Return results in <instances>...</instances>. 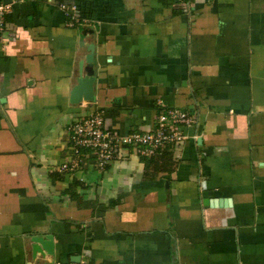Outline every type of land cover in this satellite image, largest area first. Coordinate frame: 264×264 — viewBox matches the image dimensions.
<instances>
[{
	"label": "crops",
	"instance_id": "obj_1",
	"mask_svg": "<svg viewBox=\"0 0 264 264\" xmlns=\"http://www.w3.org/2000/svg\"><path fill=\"white\" fill-rule=\"evenodd\" d=\"M0 5V264H264V0ZM175 109L171 174L129 151L58 172L73 122L145 132Z\"/></svg>",
	"mask_w": 264,
	"mask_h": 264
},
{
	"label": "built area",
	"instance_id": "obj_2",
	"mask_svg": "<svg viewBox=\"0 0 264 264\" xmlns=\"http://www.w3.org/2000/svg\"><path fill=\"white\" fill-rule=\"evenodd\" d=\"M182 6H188L192 0H173ZM68 25L80 24L75 8L62 7ZM8 7L0 5V36L6 31L5 14ZM193 123L191 117L179 110H163L154 122L150 131H135L116 134L104 129L101 113L75 121L67 127V153L64 161L58 167L61 174L73 173L79 170L89 160L94 161L97 169L122 158L126 152H132L139 159L147 160L163 149L177 148L183 145L189 137L183 129ZM197 141L196 136L190 137ZM67 264H83L69 262Z\"/></svg>",
	"mask_w": 264,
	"mask_h": 264
},
{
	"label": "trees",
	"instance_id": "obj_3",
	"mask_svg": "<svg viewBox=\"0 0 264 264\" xmlns=\"http://www.w3.org/2000/svg\"><path fill=\"white\" fill-rule=\"evenodd\" d=\"M175 168L176 162L173 160L172 152L169 149L159 150L153 157L145 160L144 177L155 180L160 176L171 174Z\"/></svg>",
	"mask_w": 264,
	"mask_h": 264
},
{
	"label": "water",
	"instance_id": "obj_4",
	"mask_svg": "<svg viewBox=\"0 0 264 264\" xmlns=\"http://www.w3.org/2000/svg\"><path fill=\"white\" fill-rule=\"evenodd\" d=\"M84 98H86L88 101L92 100L91 95L88 93L84 95ZM219 203L221 204V202H219Z\"/></svg>",
	"mask_w": 264,
	"mask_h": 264
},
{
	"label": "rangeland",
	"instance_id": "obj_5",
	"mask_svg": "<svg viewBox=\"0 0 264 264\" xmlns=\"http://www.w3.org/2000/svg\"><path fill=\"white\" fill-rule=\"evenodd\" d=\"M71 122V121H70ZM73 122V121H72Z\"/></svg>",
	"mask_w": 264,
	"mask_h": 264
}]
</instances>
